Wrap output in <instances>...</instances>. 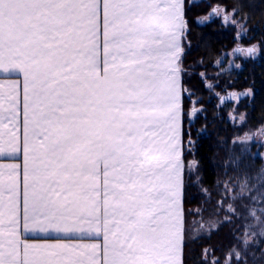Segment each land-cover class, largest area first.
Masks as SVG:
<instances>
[{
	"label": "snow or ice",
	"instance_id": "6c2138e0",
	"mask_svg": "<svg viewBox=\"0 0 264 264\" xmlns=\"http://www.w3.org/2000/svg\"><path fill=\"white\" fill-rule=\"evenodd\" d=\"M184 16L183 0H0V72L23 78V231L103 232L30 242L19 165H0V264H181ZM19 96L0 83V154L20 151Z\"/></svg>",
	"mask_w": 264,
	"mask_h": 264
},
{
	"label": "trees",
	"instance_id": "16d2710c",
	"mask_svg": "<svg viewBox=\"0 0 264 264\" xmlns=\"http://www.w3.org/2000/svg\"><path fill=\"white\" fill-rule=\"evenodd\" d=\"M184 12L188 28L180 59L184 163L181 264H264L263 237L260 243H245L242 211L228 214L218 203L225 177L245 171L255 174L263 162L252 155L255 143L238 139L264 126V0H185ZM205 15L211 19L198 23ZM253 47L255 57L246 51ZM241 49L245 56L239 54ZM229 51L238 54L240 67L220 71L217 62ZM245 89L251 94L239 101L220 100L229 91ZM241 114L244 117L239 122ZM191 142L192 148L186 150L185 145ZM247 145L249 149L244 148ZM189 160L196 162L195 170L188 169ZM241 200H235L236 204ZM199 215L213 220L214 225L193 235L191 226Z\"/></svg>",
	"mask_w": 264,
	"mask_h": 264
},
{
	"label": "rangeland",
	"instance_id": "374dc122",
	"mask_svg": "<svg viewBox=\"0 0 264 264\" xmlns=\"http://www.w3.org/2000/svg\"><path fill=\"white\" fill-rule=\"evenodd\" d=\"M199 0H189V2H197ZM219 15L222 14V11L219 10L217 13ZM211 19V15H205L198 18L199 23H204ZM244 50V51H241ZM239 50V54H242L243 56L246 55L245 49ZM236 52L229 51L224 52L220 59L217 62V66L219 67L220 71H226L232 68H239L240 63L237 59ZM253 57L257 56V52L252 54ZM234 99L236 101H239L244 96L250 95L251 91L248 89L242 90V91H235ZM243 114L238 116V121L241 122L243 120ZM181 132H182V118H181ZM238 142L245 143V144H251L255 143L256 150L252 152V155L260 156L263 160L262 164L260 165L258 172L255 174H249L248 171H245L242 175L232 173L229 174L227 177H225L221 182V197L219 199V205H223L225 207V211L228 214H231L233 209L236 214H239L240 211L243 215V230H242V239L245 243L247 242H256L260 243L262 238L264 239V233L261 232L260 227L258 226V219L257 217L260 215V210L264 209V201L261 200V194L264 193V183H262V179H264V126L259 127L256 131L248 133L247 135L241 136L238 139ZM193 143H187L185 145V149H191ZM181 147L182 146V136H181ZM244 148H250L249 145H247ZM184 166V163H183ZM187 167L189 170H195L196 168V162L189 160ZM239 181V182H238ZM249 183L251 185H254V190L252 193H249L247 191V187L249 186ZM240 195H242L244 198H241V202L237 203L235 200L240 198ZM249 195L256 197V202L253 203L248 197ZM244 204V205H243ZM182 208V205H181ZM249 209L252 210V215H249ZM197 209H195V212ZM183 215V214H182ZM214 225L213 220H209L205 217H202V215H199V217H196L193 221V225L191 226L192 230L191 233L193 235H197L201 229L203 228H210V226ZM184 227V225H183ZM207 255V253H206ZM180 260H181V254H180Z\"/></svg>",
	"mask_w": 264,
	"mask_h": 264
},
{
	"label": "crops",
	"instance_id": "0c3cea01",
	"mask_svg": "<svg viewBox=\"0 0 264 264\" xmlns=\"http://www.w3.org/2000/svg\"><path fill=\"white\" fill-rule=\"evenodd\" d=\"M183 4H185V0H183ZM100 44H101V57H102V44H103V24H102V15L100 21ZM182 44V41H181ZM19 81V127H20V151L15 155H8L6 153L0 154V165H9V164H17L18 168V180H19V189H18V209H19V217L21 222V232L24 238L29 239L30 242H56L66 241V242H84V243H100L103 244V232L101 231L99 234L92 233L89 235L87 232L84 233H64V232H56L54 230H49L46 232H24L23 231V78L19 74L15 72L4 73L0 72V83L7 84L9 81ZM181 261V260H180Z\"/></svg>",
	"mask_w": 264,
	"mask_h": 264
},
{
	"label": "water",
	"instance_id": "95a60500",
	"mask_svg": "<svg viewBox=\"0 0 264 264\" xmlns=\"http://www.w3.org/2000/svg\"><path fill=\"white\" fill-rule=\"evenodd\" d=\"M234 94H235L234 91H229L228 93L222 95L220 100L224 101V100H227V99H233L234 98Z\"/></svg>",
	"mask_w": 264,
	"mask_h": 264
}]
</instances>
